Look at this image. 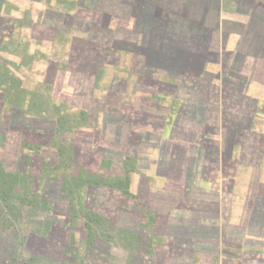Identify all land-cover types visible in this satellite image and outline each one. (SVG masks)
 Instances as JSON below:
<instances>
[{"label":"crops","instance_id":"crops-1","mask_svg":"<svg viewBox=\"0 0 264 264\" xmlns=\"http://www.w3.org/2000/svg\"><path fill=\"white\" fill-rule=\"evenodd\" d=\"M0 7L12 21L3 43L64 41V57L68 41L71 49L91 47L92 71L108 77L97 85L87 76V87L103 85L104 96L108 84L106 98L118 106L98 121L121 117L124 164L129 157L135 167L124 197L131 229L148 225L166 244L185 235L208 264H264V0H1ZM67 17L75 18L74 35L63 28ZM121 84L123 97L115 91Z\"/></svg>","mask_w":264,"mask_h":264},{"label":"rangeland","instance_id":"rangeland-1","mask_svg":"<svg viewBox=\"0 0 264 264\" xmlns=\"http://www.w3.org/2000/svg\"><path fill=\"white\" fill-rule=\"evenodd\" d=\"M63 28L69 35L75 34L69 21ZM84 28L92 31V27ZM22 33L16 32L19 37ZM4 39L0 35V164L8 171L29 175L30 189L43 200V214L52 217L56 226L57 234L49 241L61 247L65 242L70 244L71 251H66L70 257L65 260L74 257L77 264H135L133 258L141 243L146 247L144 260L149 264H208L202 259L203 252L188 249L189 244L182 240L185 235L166 244L161 235L130 229L124 211L132 204L106 183L114 184V179L124 176L119 162L124 159L125 134L120 116L110 115L113 120L109 121L107 115L98 121L99 112L115 106L106 98L108 84L104 96L100 90L103 85L93 93L94 99L103 98L102 103H91L93 109L84 106L90 102L82 93L89 83L78 69L93 60L88 57L89 44L75 46L73 42L71 49L68 41V55L64 57V41L48 46L35 42L3 43ZM107 77L99 74L97 85L106 82ZM115 91L123 97L122 84ZM81 108L88 110L89 116L80 118ZM61 117L67 130L58 133L56 119ZM131 126L134 129L133 123ZM26 144L39 148L30 149ZM109 156L117 162L111 168L102 161ZM96 218L103 220L99 228ZM128 230L139 232L134 239L136 246ZM63 235L65 242L60 239ZM162 245L167 248L165 253L161 252Z\"/></svg>","mask_w":264,"mask_h":264},{"label":"trees","instance_id":"trees-1","mask_svg":"<svg viewBox=\"0 0 264 264\" xmlns=\"http://www.w3.org/2000/svg\"><path fill=\"white\" fill-rule=\"evenodd\" d=\"M67 20L69 21V24L72 25L74 17H67ZM11 23V19L5 18L0 13L1 40L7 33V29L10 28ZM76 43L77 42H74L75 46ZM96 66H98L97 61L95 62L94 59L90 62H86V65L82 63L78 69V74L84 75L85 77L95 75L96 77H98L99 74H95L92 71V68ZM94 90V88L90 89L87 87L82 93L84 96L91 97L94 93ZM91 100L92 98H89L90 104H84V106H87V108L91 107V109H93ZM114 108L117 107L114 106L113 109ZM88 112V110L81 108L80 118H84L85 116H87L89 114ZM56 123L58 133L67 130L64 125V118H57ZM25 146L29 147L30 149L39 148L27 144ZM102 161L103 164L110 168L117 163L111 157H105L102 159ZM131 162L132 161L131 159H129V157L128 165L126 166L124 164V159L120 161L119 164L122 163L124 168V176L118 177V180L114 179V184H112L111 182H106L107 185L113 190H118L122 194H124V197H129L131 195L129 192V176L131 172L135 171V167L131 164ZM27 177H29L28 174L21 173L19 171H8V169L0 164V264H77L74 257H71V259L69 260H65L70 257L67 255V253L69 254V251H71L70 244H67L65 242V235L61 236L60 238L66 243H63L62 247L60 245H55L49 241L52 236L57 234L55 233L56 226H54L52 217L43 214L41 207V204H43V200H40L36 197L37 193L35 192V190L33 191V189H30L31 183L29 182V179H27ZM18 194L19 196L16 197ZM96 215L100 216V214ZM102 221V218H96L94 222L95 225H97L99 228ZM129 227L131 229L130 224ZM148 229H150V227L146 225V228H144V230L147 231V233ZM128 231L131 237H133L131 241L136 246V242L134 239L135 236L138 237V235H140L139 232L133 230ZM151 233L152 232H150L149 234ZM51 246H53L54 248H51ZM138 248V251H140L136 254V258H133L135 264H149L144 260V251L146 247H143V245H141L140 243L138 244ZM149 251L150 250L148 248L147 252Z\"/></svg>","mask_w":264,"mask_h":264}]
</instances>
